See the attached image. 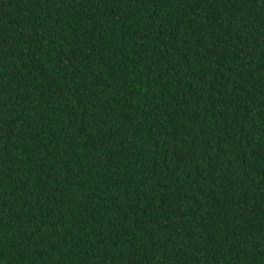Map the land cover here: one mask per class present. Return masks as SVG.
I'll return each mask as SVG.
<instances>
[{"label": "trees", "instance_id": "16d2710c", "mask_svg": "<svg viewBox=\"0 0 264 264\" xmlns=\"http://www.w3.org/2000/svg\"><path fill=\"white\" fill-rule=\"evenodd\" d=\"M0 264H264V0H0Z\"/></svg>", "mask_w": 264, "mask_h": 264}]
</instances>
